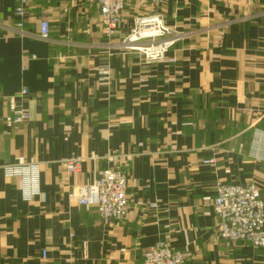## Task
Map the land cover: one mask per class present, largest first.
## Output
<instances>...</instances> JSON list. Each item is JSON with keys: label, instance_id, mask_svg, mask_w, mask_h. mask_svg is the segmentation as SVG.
<instances>
[{"label": "crops", "instance_id": "1", "mask_svg": "<svg viewBox=\"0 0 264 264\" xmlns=\"http://www.w3.org/2000/svg\"><path fill=\"white\" fill-rule=\"evenodd\" d=\"M16 5L0 0V264H143L166 240L187 264H264V249L219 238L213 210L218 184L264 190V0H165L152 13L182 38L173 63L151 64L117 45L130 11L108 40L85 0H31L21 33ZM12 100L30 114L16 130ZM92 154L66 174L64 160ZM29 162L41 170L31 201L2 169ZM107 168L128 182L113 226L70 197Z\"/></svg>", "mask_w": 264, "mask_h": 264}, {"label": "built area", "instance_id": "2", "mask_svg": "<svg viewBox=\"0 0 264 264\" xmlns=\"http://www.w3.org/2000/svg\"><path fill=\"white\" fill-rule=\"evenodd\" d=\"M87 4L95 6L99 13L103 35L113 40L119 33L125 13L129 10L140 12L134 21V28L123 40L125 49L142 54L145 62L173 63V58H166L167 53L181 40L182 35L168 27L162 18L153 14V10L165 0H85ZM31 0H17L14 16L19 22L17 32L21 33L24 21L28 15L27 9ZM37 37L49 41L51 37V23L43 18L38 25ZM32 56L30 60H35ZM105 80H109V72L102 70ZM28 95L23 89L20 97ZM30 120L29 112L19 106L16 100L9 102V115L4 120L10 130H16ZM120 157L105 158L114 163ZM88 160L99 161L96 155L88 159L73 157L62 162L68 176L77 174L82 164ZM130 157L125 158L124 165H128ZM211 163V162H207ZM7 176L18 177L23 181L22 195L31 201L35 196L42 195L39 190V164L4 166ZM127 176L121 169L107 168L97 172L91 183L74 186L70 197L77 206L94 208L105 226L122 223L129 211ZM216 198L213 210L218 218L216 231L221 240L227 245L246 243L256 249H264V190L255 184L223 185L216 187ZM46 252H43L45 257ZM143 264H187L184 253L176 251L169 240L158 242L143 254Z\"/></svg>", "mask_w": 264, "mask_h": 264}, {"label": "rangeland", "instance_id": "3", "mask_svg": "<svg viewBox=\"0 0 264 264\" xmlns=\"http://www.w3.org/2000/svg\"><path fill=\"white\" fill-rule=\"evenodd\" d=\"M129 11L132 12V13L134 14V21H135V19L140 15V12H134V11H132V10H129ZM123 40H124V39H123ZM122 44H123V41H122L121 43L117 44V45H120L121 48L125 49L124 46H123ZM125 50H127V49H125Z\"/></svg>", "mask_w": 264, "mask_h": 264}]
</instances>
